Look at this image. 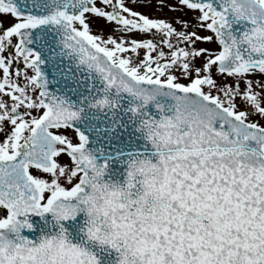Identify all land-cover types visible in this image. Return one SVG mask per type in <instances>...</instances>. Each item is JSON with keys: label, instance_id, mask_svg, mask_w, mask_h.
Masks as SVG:
<instances>
[{"label": "snow or ice", "instance_id": "1", "mask_svg": "<svg viewBox=\"0 0 264 264\" xmlns=\"http://www.w3.org/2000/svg\"><path fill=\"white\" fill-rule=\"evenodd\" d=\"M0 264H264V0H0Z\"/></svg>", "mask_w": 264, "mask_h": 264}]
</instances>
